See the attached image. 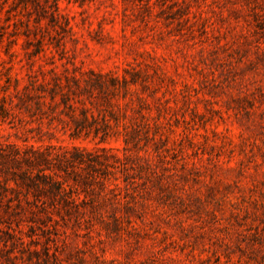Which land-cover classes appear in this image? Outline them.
Instances as JSON below:
<instances>
[{
    "label": "rangeland",
    "instance_id": "374dc122",
    "mask_svg": "<svg viewBox=\"0 0 264 264\" xmlns=\"http://www.w3.org/2000/svg\"><path fill=\"white\" fill-rule=\"evenodd\" d=\"M0 264H264V0H0Z\"/></svg>",
    "mask_w": 264,
    "mask_h": 264
},
{
    "label": "trees",
    "instance_id": "16d2710c",
    "mask_svg": "<svg viewBox=\"0 0 264 264\" xmlns=\"http://www.w3.org/2000/svg\"><path fill=\"white\" fill-rule=\"evenodd\" d=\"M53 8H55V10L53 12H51V14H52V20H57L60 15L58 14V7H57V4L56 3L54 4V7ZM93 82L95 84H97L98 86H102V84H101V78L100 77H96V80L93 81Z\"/></svg>",
    "mask_w": 264,
    "mask_h": 264
}]
</instances>
